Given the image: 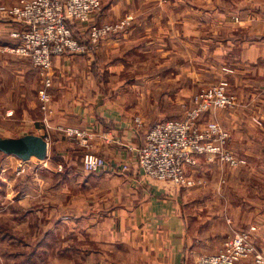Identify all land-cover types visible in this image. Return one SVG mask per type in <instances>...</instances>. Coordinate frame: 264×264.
<instances>
[{"label":"rangeland","instance_id":"1","mask_svg":"<svg viewBox=\"0 0 264 264\" xmlns=\"http://www.w3.org/2000/svg\"><path fill=\"white\" fill-rule=\"evenodd\" d=\"M249 3L102 0L91 24L128 19L123 29L92 43L91 24L74 25L75 37L94 55L90 78L96 91L123 107L146 132L159 121L182 118L205 88L226 82L236 98L231 107L204 113L199 123L213 121L225 129L228 148L246 164L230 167L204 159L187 173L194 186L169 182L181 189L187 241L200 254L197 260L221 250L237 233L247 232L254 245H264V74H252L250 91L238 80L251 74L237 73L228 49V40L238 37L229 25L233 10ZM6 26L0 21V137L17 138L34 133L32 123L40 117L47 123L53 97L45 121L42 78L30 60L12 51ZM70 141L83 152L69 160L51 157L46 166L36 159L7 160L0 151V264H146L142 256L138 260L135 246L99 242L104 238L99 223L115 198H104V187L88 186L82 174L84 156L93 153L91 139L89 147Z\"/></svg>","mask_w":264,"mask_h":264},{"label":"crops","instance_id":"2","mask_svg":"<svg viewBox=\"0 0 264 264\" xmlns=\"http://www.w3.org/2000/svg\"><path fill=\"white\" fill-rule=\"evenodd\" d=\"M233 11L229 25L233 27L232 35L238 37L228 40V49L237 73L251 74L248 79L238 80L247 84L251 91L252 74H264V0H252V4ZM0 21L9 25L4 29L9 34L20 28L18 23L3 16ZM11 40L12 45L17 44L12 37ZM93 59L90 52L54 56L49 120L46 123L40 117L33 122L34 133L17 138L0 137V151L6 153L7 160L14 158L27 163L36 159L46 166L53 161L51 157L69 160L83 152L79 145L58 132V127H76L88 132L91 152L104 158L107 165L98 172L99 176L85 173L83 167L82 174H85L88 186L104 187V198H115L114 206L104 210V218L99 223L103 226V231L98 232L99 237H104L99 242L102 245L105 242V245L135 246L138 260L142 256L146 264H196L200 254L193 245H188L180 187L143 174L138 163V149L147 132L140 129L123 107L99 95L98 89L96 91L90 78ZM53 148L57 155L50 156ZM28 152L26 157L20 156ZM204 159H207L205 155H200L196 165H186L187 173L199 169ZM218 246L213 245L212 249ZM255 246L264 256V245ZM240 264H255V261L244 259Z\"/></svg>","mask_w":264,"mask_h":264},{"label":"built area","instance_id":"3","mask_svg":"<svg viewBox=\"0 0 264 264\" xmlns=\"http://www.w3.org/2000/svg\"><path fill=\"white\" fill-rule=\"evenodd\" d=\"M102 0H20L13 6L0 3V17L20 25L11 37L17 41L12 51L30 60L42 78L39 92L41 110L45 121L51 112V70L54 56L83 55L89 46L77 39L73 25H90L100 10ZM128 19L120 23L91 24L89 37L97 43L106 35L124 28ZM228 84L221 83L203 89L193 99V108L179 119L159 121L146 134L138 149V163L143 174L153 180L172 182L180 187H192L195 181L187 175L186 165H196L197 157L205 155L208 161L220 162L230 167L246 164L244 158L235 155L229 148V133L218 123H199L204 113L235 105L236 98L227 91ZM70 140H79L89 147L91 136L76 127H58ZM106 160L93 153H86L83 169L87 173L100 172ZM127 170V166L124 167ZM253 258L255 264H264V256L253 244L247 232L237 233L227 240L221 250L199 257L196 264H240Z\"/></svg>","mask_w":264,"mask_h":264},{"label":"water","instance_id":"4","mask_svg":"<svg viewBox=\"0 0 264 264\" xmlns=\"http://www.w3.org/2000/svg\"><path fill=\"white\" fill-rule=\"evenodd\" d=\"M34 143H35V140H34ZM0 145H1V141H0ZM45 148H46V146H45ZM32 149H33V148H32ZM32 149H30V150H32ZM38 149H39V148H38ZM38 149H37V150H38ZM5 150H8V149H5ZM8 151H9V150H8ZM29 153H30V152H28V153H23V154H21L20 156L24 158V157H26V155H28Z\"/></svg>","mask_w":264,"mask_h":264},{"label":"trees","instance_id":"5","mask_svg":"<svg viewBox=\"0 0 264 264\" xmlns=\"http://www.w3.org/2000/svg\"><path fill=\"white\" fill-rule=\"evenodd\" d=\"M71 28L73 29V31H74V25L73 26H71Z\"/></svg>","mask_w":264,"mask_h":264}]
</instances>
